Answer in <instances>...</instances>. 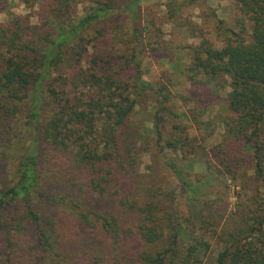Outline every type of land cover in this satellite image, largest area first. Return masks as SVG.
<instances>
[{
  "label": "trees",
  "instance_id": "1",
  "mask_svg": "<svg viewBox=\"0 0 264 264\" xmlns=\"http://www.w3.org/2000/svg\"><path fill=\"white\" fill-rule=\"evenodd\" d=\"M7 1L0 0V154L6 160L10 151L4 148L15 142L28 148L10 157L14 174L0 191V264H264V192L239 205V215L218 234L217 254L208 256L215 233L208 236L203 212L194 221L181 220L172 194L164 206L153 190L139 201L121 191L117 168L137 164L124 132L137 101L121 79L124 68L109 59L123 35L120 14L132 25L126 62L135 68V95H157V122L171 97L164 86L155 89L141 77L137 48L155 51L163 44L142 17L143 0H88L80 19L68 12L78 0L47 1L48 13L41 6L39 14L43 30L29 16L7 11ZM184 1L182 7L199 0ZM176 5H165L170 21L181 14ZM232 12L230 20H216L211 33L194 25L198 33L191 36L200 41L188 47L186 73L191 81L208 78L215 91L229 89L225 101L232 116L222 120L215 153L224 155L223 173L233 181L247 163L240 155H250L252 179L264 191V0H234ZM95 41L114 46L98 50ZM204 86L191 82L192 90L179 99L194 101ZM192 122L209 131L211 122ZM165 147L183 157L199 149L179 124ZM57 158L73 169L72 185L46 177ZM205 165L210 170L211 161ZM169 167L186 186L182 173ZM113 199L121 213L109 208ZM70 235L92 244L76 246L71 258L60 241Z\"/></svg>",
  "mask_w": 264,
  "mask_h": 264
},
{
  "label": "rangeland",
  "instance_id": "2",
  "mask_svg": "<svg viewBox=\"0 0 264 264\" xmlns=\"http://www.w3.org/2000/svg\"><path fill=\"white\" fill-rule=\"evenodd\" d=\"M47 1L51 3V0H8L6 10L22 17L29 16L31 24L41 26L43 30L44 18L40 21L39 14L41 6L45 11L43 4ZM116 1L120 3L125 0ZM167 2L168 0L142 1V17L150 26L152 35L160 36L163 44L155 51L137 48L139 53L140 50L142 51L139 54L141 77L151 82L155 89L164 86L165 93L171 92L170 101L166 105L168 111L158 113V122L157 95L149 91H143L139 96L134 93L135 68L130 62L129 64L126 62L128 58L126 42L132 26L128 16L120 14L118 17L124 27L123 35H118L117 42H114L116 46L113 45V41L94 42V48L98 50L114 46L115 51H112L109 59L124 68L121 79L130 84L131 96L137 101L124 130L137 164L129 166L125 158L126 167H118L117 175L121 178V191L123 190L129 198L138 201L140 198L144 199V196L151 192H147L149 189L153 190L157 200L159 199L164 206L170 204L169 197L172 194L173 208L181 220L189 218L194 221L193 219L203 212L204 225L200 221L195 223L202 224L205 230L207 229L208 236L211 232L215 233L213 237H209L211 248L208 252V256H215L220 247L215 243L219 239L218 234L231 218L239 215V205L249 203L250 198L247 196L256 195V191L259 195L264 192L262 188L257 189L259 183L252 179L254 172L250 167V155H240L241 158L247 159V163L243 161L245 164L237 171L238 177L233 181L223 173L221 162H224V155L215 153V147L222 141L224 134L222 120L232 116L225 101L229 89L215 91L213 83L208 78L201 75L191 81L186 73L190 62L188 47H194L200 41L199 37L191 36L192 32H197L194 25L197 26L196 29L205 27L208 30L201 32L211 33L209 31L214 30L216 20H230L233 15L234 0H199L197 4L189 7H182L184 0H174L177 3L176 7L181 5L182 11L180 15H176V20L172 21L168 19L165 6ZM76 4L68 12L71 18L80 19L84 14V6H88L90 1L78 0ZM50 8L51 5L46 8V14ZM4 18V15L0 16L1 20ZM160 55L166 58H159ZM82 66L86 67L84 62ZM191 82L196 86L201 84L205 86L200 90L202 93H195L194 101L184 103L179 96L189 94L192 90ZM193 117L202 122H211L209 131H205L203 127L198 130L192 122ZM156 123L159 124L158 129ZM178 124L184 126L187 135L196 140L199 149L195 156L183 157L181 152L165 147V140L170 139L173 126ZM158 132L161 134L160 137L157 135ZM27 148L28 145L15 142L4 148L5 151H10V156L6 160L0 154V191L8 185L14 174L16 162L10 160V157L23 153ZM203 154H206L204 160L201 158ZM207 160L211 161L210 170L205 165ZM52 161H50L52 173H46V177L58 176L60 179L58 183L63 185L64 182L68 186L71 181H75L71 180L73 169L59 164L61 162L59 158ZM170 163L182 173L186 186H183L182 181L169 167ZM77 181L78 184L82 182L80 178ZM109 208L115 213H121V208L115 199L109 201ZM60 241L62 253L70 255L71 258L76 256L73 250L76 246L89 248L92 244L90 240L80 241L79 238L71 235Z\"/></svg>",
  "mask_w": 264,
  "mask_h": 264
}]
</instances>
